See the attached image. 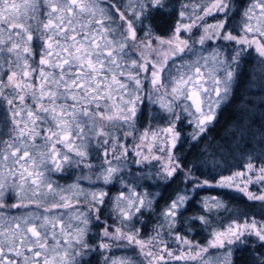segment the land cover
<instances>
[{
  "label": "snow or ice",
  "instance_id": "snow-or-ice-1",
  "mask_svg": "<svg viewBox=\"0 0 264 264\" xmlns=\"http://www.w3.org/2000/svg\"><path fill=\"white\" fill-rule=\"evenodd\" d=\"M171 13L176 24L169 35H158L153 20ZM212 15L215 23H199ZM197 27L198 39L182 35ZM36 41L43 49L38 64ZM208 41L222 43L207 51ZM231 44L237 47L223 55ZM248 50L258 59L245 72L241 59ZM242 85L230 150L244 155L243 167L219 179L202 178L196 163L189 167L177 154L185 143L177 123L186 119L190 141H200ZM0 101L6 106L0 264H91L85 257L97 251L104 264H233L231 246L245 243L258 245L252 264H264V217L233 218L212 228L204 244L175 230L191 199L187 189H234L264 207V0H241L235 11L233 0H0ZM145 101L158 105L168 123L144 129L132 146V162L157 161L155 175L144 178L168 182L183 175L186 186L160 211L162 219L147 237L133 224L154 211L147 192L121 177L124 190L111 200L115 219L109 224L101 210L109 191L79 183L110 185L128 167L130 149L118 132L133 135ZM90 149L102 159L98 172L66 187L52 178L66 167L93 169ZM207 153L205 148L197 161L211 160L214 169L215 153ZM253 184L258 191L249 190ZM201 204L209 215L191 219L206 228L210 214L226 210L216 196ZM93 221L101 231L90 244ZM113 249L133 254L118 256Z\"/></svg>",
  "mask_w": 264,
  "mask_h": 264
},
{
  "label": "rangeland",
  "instance_id": "rangeland-1",
  "mask_svg": "<svg viewBox=\"0 0 264 264\" xmlns=\"http://www.w3.org/2000/svg\"><path fill=\"white\" fill-rule=\"evenodd\" d=\"M194 2H198V0H194ZM244 3H247V0H245ZM233 5H234V11L236 10V8H239L238 5H236L234 3L233 0ZM243 9L240 8V11H242ZM174 23H172V26H174L177 22V15L174 14ZM217 19L216 15H212V16H208L205 18L204 21L199 22L201 24L203 23H207V24H212L215 23ZM240 20V17L237 16L236 17V21H234V23H238ZM187 22V21H185ZM154 29V28H153ZM155 31V30H154ZM171 32V29L169 31V34ZM202 33V28L197 27V28H193L192 33H182L183 36L187 37L189 35H191V37L193 39H198L199 35ZM168 34V35H169ZM39 45H37V47L39 46L41 47L42 42L41 41H36ZM222 42H213V41H208L206 42V44L204 45V48L207 51H210L212 47H214L216 44H219ZM197 49H199L201 46L200 45H196L195 46ZM237 47L234 44H231L225 48L222 49V53L223 55L227 56L229 53H231L233 51V49ZM205 54H207V52H205ZM188 56L191 59H195V57L191 56V54L189 53ZM251 58L252 62L254 63V67H255V63L258 59V57L256 56V53L254 50H248L246 52L243 53L242 55V59H241V66L243 64V61L245 58ZM146 87H148L147 82H146ZM223 106V105H222ZM5 105L3 104L2 101H0V108L2 109V111L5 110ZM179 111V109H178ZM219 112V110H218ZM218 116V115H217ZM168 123V116L167 114L163 113L158 105H153L148 103L147 101H145L144 105H141V113L139 115V118L136 122V131H134L132 136H128L127 138H124L122 133L118 132V135L121 136V140L122 142L125 143V145L130 149L129 152V157L127 159V165L128 167L122 171L117 177L116 180L117 181V187L119 189V191H123L124 189L122 188L120 181V178L123 177L125 182H131L133 184H135L137 186V190L141 191V192H147L150 196V198H154V201L156 202L158 196H159V186L161 185L160 183L157 182H164V181H159L156 179H146L144 177H148V176H154L155 172L158 168V162L157 161H152L151 164H144V165H137L135 163H133L132 161L137 159L131 152L132 146L133 144L138 141L139 135L144 131L145 128H148L149 125H151L152 129H156L158 127H164L166 126V124ZM212 126V125H211ZM210 126V127H211ZM0 128H4V124H3V119L2 117H0ZM177 128L178 130H181V139L183 141H188L191 143L190 139H189V133L192 131V126L187 124L186 119H184L183 123L178 122L177 123ZM45 133H42V135ZM5 138H7L5 136ZM38 143H42L43 141L38 140ZM216 160H219V157L216 156ZM240 161L243 160V158L239 159ZM245 161V160H243ZM89 162L92 163L94 165L93 169H88L85 168L83 165H81L80 167H76V166H71V167H66L65 171L62 173H53L52 174V178L54 180L57 181V183H59L61 186H68L74 182L77 181L78 177L84 176V175H88L90 173H95L99 171L100 165L102 163V159L98 158V154L96 153V151L94 149H90V158H89ZM113 163H116V161H113ZM244 164V163H243ZM235 171H239V170H235ZM234 171V172H235ZM233 173V172H232ZM230 174H226L225 176L231 175ZM224 176V175H223ZM220 178V176H219ZM217 178V179H219ZM144 182H148V183H144ZM79 183L85 187V188H105L108 185H104L101 183H90L88 180H84L81 179L79 180ZM152 183V184H151ZM215 183V182H214ZM111 185V184H110ZM149 187H148V186ZM185 184L178 186L175 194L170 198V200L168 202L171 201V199L175 198L176 194L178 191H182L185 190ZM259 189V185L253 184L250 186L249 190L256 192ZM107 190V189H106ZM222 190H226V191H230L233 192L239 196L245 197L247 199L246 196H244L243 193L238 192L234 189H227V188H215V187H206V188H202V189H197L196 191H199L197 195L196 191L193 192L191 189H187L189 196L191 197L190 201H192L193 199L195 200L198 208H199V212L194 214V215H186V210L188 207V204L182 209L183 215L182 216H178L177 220L178 223L176 225V231H180L181 234L187 235L188 238L193 239L194 242H198L201 244L206 243L207 238L209 237V232L211 231L212 228L215 227H220L222 224H226L227 222H229L231 219L233 218H240L243 219L245 217H253V216H249V215H245V213H243L242 211H238L236 209H234L233 207H231L230 205H228L222 198H220V196L218 195L219 191ZM118 194H116L117 196ZM212 196H216L219 199H221L224 204L226 205V210L220 211L218 214L213 212L212 214H210V219H211V225L208 226L207 228L202 225L198 220H192L191 218L200 214H205V215H209L207 213L203 212V208H202V204L201 201L204 198L207 197H212ZM115 195L112 196V198H114ZM108 197H106L105 199H107ZM112 198H109L108 201L105 202V205L102 207H105L107 213L112 212V204H111V200ZM248 200V199H247ZM189 201V202H190ZM250 201V200H248ZM167 202V203H168ZM188 202V203H189ZM253 202H257V201H253ZM166 203V204H167ZM260 203V202H257ZM166 204L161 207L160 209H156L155 203H154V211H146L144 212L143 217L140 218V221H133V224L135 225L136 228L140 229L141 235L147 237L148 235H152L154 234V227L160 222V220L162 219L160 216V211L166 206ZM113 213V212H112ZM114 214V213H113ZM197 222V223H196ZM198 224L200 227L199 229L201 230V238L200 240H198L197 238L195 239V237H193L194 235V227L193 225ZM162 233L165 235V238L167 239V229H162L161 230ZM254 237H249L248 240H254ZM247 243L245 244H241V245H232V260H234V255H235V251L240 248L242 249L244 246H246ZM173 247H175V245H172ZM124 254H133V253H128V251L126 249H123V253ZM257 255V254H255ZM254 255V256H255ZM259 257L255 256V259H258Z\"/></svg>",
  "mask_w": 264,
  "mask_h": 264
},
{
  "label": "trees",
  "instance_id": "trees-1",
  "mask_svg": "<svg viewBox=\"0 0 264 264\" xmlns=\"http://www.w3.org/2000/svg\"><path fill=\"white\" fill-rule=\"evenodd\" d=\"M243 2H245V0H243ZM234 3L239 6L241 0H234ZM174 17V13H171L166 14L164 17H157L155 20H153L152 24L155 32L158 35H168L170 31L169 29H171L172 23L174 21ZM253 64L254 63L252 62V59L247 57L244 59L241 68L245 72H249L254 68ZM244 87H246V85H242L241 89L236 93L235 99L230 100L221 107L216 121L213 122L208 132L204 134L200 141L191 143L185 141L182 148H180L178 145L177 154L179 157L189 167H192L193 164L196 163L197 167L199 168V171L196 172V175L199 176L201 173H203L202 178H208L211 175L217 179L221 175L225 176L226 174H230L235 170L242 169L244 163L243 160H245L244 155L236 151H231L230 146L232 141L231 133L233 127L240 120L241 106L239 99L240 96L243 95ZM253 91H256V89H253ZM193 144L196 146L193 147ZM205 148L208 149V155L215 153V156L219 157V160H217L218 164L214 169L212 167L211 160L207 165L199 164L197 161V157L201 155ZM240 158H243V160L240 161ZM181 178H183V175H178L175 177V180H172V182L167 185V188L164 189L162 199H160L156 205L157 209H160L166 204L167 201H169L167 198L172 196L173 188L179 184V179ZM214 182L215 180L212 181V183ZM218 195L228 205L238 211H242L245 213V215L247 214L249 216H254L257 219L264 217V207H262L260 203L248 201L245 197L226 190L219 191ZM198 210L199 208L193 199L188 203L186 215H194L199 212ZM255 247H258V245L254 246L251 243H247V245L242 249L239 248L236 250L233 264H252L255 256L259 257V252H255L254 250Z\"/></svg>",
  "mask_w": 264,
  "mask_h": 264
},
{
  "label": "flooded vegetation",
  "instance_id": "flooded-vegetation-1",
  "mask_svg": "<svg viewBox=\"0 0 264 264\" xmlns=\"http://www.w3.org/2000/svg\"><path fill=\"white\" fill-rule=\"evenodd\" d=\"M172 2L173 3H176V4H178L179 3V0H172ZM173 23H174V21H173ZM173 26H171V28H172ZM170 30V29H169ZM37 45H39L37 42H34V52H35V57H34V63L35 64H38V62H39V59H40V54H41V52L43 51V49L42 48H40L39 46L37 47ZM29 102H30V100H29ZM5 111V110H4ZM4 111H2V109L0 108V117H2V119H4ZM4 132H6V129L5 128H0V134H2V133H4ZM173 180H175V178L173 179ZM172 181H168V182H157V183H160L161 185H158L159 186V196H158V198H157V200H156V202H155V206L158 204V201L160 200V199H162V197H163V193H164V189L165 188H167V185L169 184V183H171ZM144 183H148V182H144ZM177 183V182H176ZM117 181H114L111 185H108L107 187H106V189L109 191V195H108V198L107 199H105V202L106 201H108L109 200V198H112V196L113 195H115L116 196V194H119V189H118V187H117ZM152 184V183H151ZM183 184H185L184 183V179L183 178H181V179H179V184H177L174 188H173V194H172V196L175 194V192H176V190H177V188H178V186H181V185H183ZM104 186V185H103ZM148 186V185H147ZM149 187V186H148ZM198 192L199 191H196V194L195 195H197L198 194ZM171 196V197H172ZM171 197H169V198H167V199H169L170 200V198ZM168 202V201H167ZM166 202V203H167ZM157 209V208H156ZM102 212H103V216H102V220H106L109 224H111L112 222H113V220L115 219V215L112 213V212H110V213H107V211H106V209H105V207H102ZM14 212L15 211H19V210H13ZM197 223V222H196ZM193 227H194V235H193V237H195V239L197 238H199L198 240H200V239H202L201 238V230L199 229V225L198 224H195V225H193ZM101 231V227L95 222V221H93V223L90 225V231H89V233H88V242L90 243V244H93V241L96 239V237H97V234L99 233ZM201 241V240H200ZM93 246H95V245H93ZM239 249V248H238ZM237 249V250H238ZM128 251V253H131V250H127ZM113 252L116 254V255H122V253H123V249H113ZM110 254V253H109ZM234 258H235V255H234ZM85 259H87V260H90L91 261V264H104V262H103V259H102V256H101V253L100 252H93V253H91L89 256H87V257H85ZM233 262H234V260H233Z\"/></svg>",
  "mask_w": 264,
  "mask_h": 264
}]
</instances>
